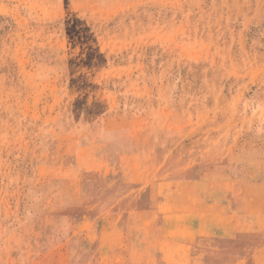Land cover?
Listing matches in <instances>:
<instances>
[{
  "label": "rangeland",
  "instance_id": "374dc122",
  "mask_svg": "<svg viewBox=\"0 0 264 264\" xmlns=\"http://www.w3.org/2000/svg\"><path fill=\"white\" fill-rule=\"evenodd\" d=\"M0 264H264V0H0Z\"/></svg>",
  "mask_w": 264,
  "mask_h": 264
}]
</instances>
